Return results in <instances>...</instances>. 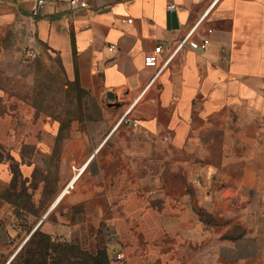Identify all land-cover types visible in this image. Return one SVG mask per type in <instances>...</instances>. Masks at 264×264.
I'll list each match as a JSON object with an SVG mask.
<instances>
[{
    "label": "crops",
    "instance_id": "obj_1",
    "mask_svg": "<svg viewBox=\"0 0 264 264\" xmlns=\"http://www.w3.org/2000/svg\"><path fill=\"white\" fill-rule=\"evenodd\" d=\"M38 1L0 0V264L36 229L117 264H264V0ZM195 25L206 49L153 80ZM41 49L80 117L20 93Z\"/></svg>",
    "mask_w": 264,
    "mask_h": 264
},
{
    "label": "rangeland",
    "instance_id": "obj_2",
    "mask_svg": "<svg viewBox=\"0 0 264 264\" xmlns=\"http://www.w3.org/2000/svg\"><path fill=\"white\" fill-rule=\"evenodd\" d=\"M29 66L31 86L29 88L21 86L20 93L24 96H30V105L33 109L46 112L52 117H55V115L57 118L63 117L64 120L68 119L70 115L74 116L78 114L79 117L81 116V95L77 93L75 87L66 81L60 68L58 58L55 55L41 49V51L37 53L36 58L29 63ZM23 202H25V200ZM23 208L29 214L35 213V210L27 203H24ZM20 221H22L20 222V226L23 228L20 232V234H22L27 227L24 229L26 221L22 219H20ZM59 242L69 243L63 240ZM101 242L98 236H96L93 240L83 241L78 246L72 245L71 243L70 245L74 247L73 255H75L78 252H93L97 249H102L104 247ZM115 254L117 253L114 252L109 254L110 264H117L114 259ZM149 258V256L145 257V264H152L146 261Z\"/></svg>",
    "mask_w": 264,
    "mask_h": 264
},
{
    "label": "trees",
    "instance_id": "obj_3",
    "mask_svg": "<svg viewBox=\"0 0 264 264\" xmlns=\"http://www.w3.org/2000/svg\"><path fill=\"white\" fill-rule=\"evenodd\" d=\"M59 241L36 229L10 264H110L105 248L73 255L74 247Z\"/></svg>",
    "mask_w": 264,
    "mask_h": 264
},
{
    "label": "built area",
    "instance_id": "obj_4",
    "mask_svg": "<svg viewBox=\"0 0 264 264\" xmlns=\"http://www.w3.org/2000/svg\"><path fill=\"white\" fill-rule=\"evenodd\" d=\"M43 0L38 1L37 3V7L41 6L43 4ZM69 6L71 9L73 10H77V9H87L88 8V3L89 0H68ZM168 10H174L175 9V5L171 4L167 6ZM37 12L36 10L33 11V15H36ZM130 22V21H127ZM197 28V25H195L190 31L189 33H187V35L185 37H183L179 43L176 45L175 49L173 50V52L171 53V55L169 56L168 60L161 66L159 67V69L157 70V72L155 73L153 80L159 75V73L165 68L166 64L168 63V61L177 53L179 52L181 49L187 47L191 50H200L203 51L206 49V47L209 44V39L207 37L202 38L200 41H194L191 39V35L195 32ZM207 33H211V30H208ZM163 47L162 46H157L154 48V50L152 51L151 54L147 55L146 57H144V65L146 67H154L157 63V57L158 55L162 52ZM110 51L115 50V46L111 45L109 47ZM36 58V54L32 51H26L24 53V61L30 62L33 61ZM67 189V187L65 188ZM114 259L116 262L122 263L123 261V256L121 253H117L114 256Z\"/></svg>",
    "mask_w": 264,
    "mask_h": 264
},
{
    "label": "water",
    "instance_id": "obj_5",
    "mask_svg": "<svg viewBox=\"0 0 264 264\" xmlns=\"http://www.w3.org/2000/svg\"><path fill=\"white\" fill-rule=\"evenodd\" d=\"M34 232V231H33ZM33 232H31L28 236H27V238L22 242V244L16 249V251L14 252V254L11 256V258H10V260H12L14 257H15V255L18 253V251L22 248V246L25 244V242L28 240V238L30 237V235L33 233ZM9 260V261H10Z\"/></svg>",
    "mask_w": 264,
    "mask_h": 264
},
{
    "label": "bare ground",
    "instance_id": "obj_6",
    "mask_svg": "<svg viewBox=\"0 0 264 264\" xmlns=\"http://www.w3.org/2000/svg\"><path fill=\"white\" fill-rule=\"evenodd\" d=\"M67 190V189H66Z\"/></svg>",
    "mask_w": 264,
    "mask_h": 264
}]
</instances>
